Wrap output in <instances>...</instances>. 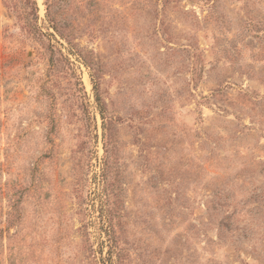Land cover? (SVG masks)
<instances>
[{
  "label": "rangeland",
  "instance_id": "rangeland-1",
  "mask_svg": "<svg viewBox=\"0 0 264 264\" xmlns=\"http://www.w3.org/2000/svg\"><path fill=\"white\" fill-rule=\"evenodd\" d=\"M0 264H264V0H0Z\"/></svg>",
  "mask_w": 264,
  "mask_h": 264
},
{
  "label": "trees",
  "instance_id": "trees-1",
  "mask_svg": "<svg viewBox=\"0 0 264 264\" xmlns=\"http://www.w3.org/2000/svg\"><path fill=\"white\" fill-rule=\"evenodd\" d=\"M102 111V110H101Z\"/></svg>",
  "mask_w": 264,
  "mask_h": 264
}]
</instances>
